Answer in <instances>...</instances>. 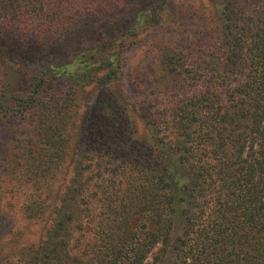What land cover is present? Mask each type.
<instances>
[{
	"label": "trees",
	"instance_id": "16d2710c",
	"mask_svg": "<svg viewBox=\"0 0 264 264\" xmlns=\"http://www.w3.org/2000/svg\"><path fill=\"white\" fill-rule=\"evenodd\" d=\"M168 1L0 0L7 170L35 190L28 215L50 222L0 264H264V0H207L200 32L166 29L154 92L133 112L108 88ZM64 83L107 92L81 145ZM62 168L73 177L45 188Z\"/></svg>",
	"mask_w": 264,
	"mask_h": 264
},
{
	"label": "rangeland",
	"instance_id": "374dc122",
	"mask_svg": "<svg viewBox=\"0 0 264 264\" xmlns=\"http://www.w3.org/2000/svg\"><path fill=\"white\" fill-rule=\"evenodd\" d=\"M190 9V10H188ZM210 6L207 0H169L162 14L163 29L148 28L142 31L134 40H130L120 51L119 62L122 73V81L114 87L108 88L116 94L120 91L124 97V107L133 112L138 110L137 105L151 93L154 92L156 81V53L157 43L160 38L167 35L166 29L176 30L179 33L200 32L202 30V12L209 11ZM60 52V51H59ZM60 92L56 93L61 103L71 105L70 111L73 122L68 125L67 133L71 136V143L77 140L76 130L79 129L76 143L81 145L86 137L87 128L92 117V107L99 98L104 97L107 92L101 87L70 88L67 83L57 86ZM69 108V110H70ZM52 122H48L51 125ZM15 125L10 119L0 129V255L5 257L11 254L18 255L30 244H35L42 239L50 222H45L39 217H30L26 206L30 204L31 193L35 190L23 181L14 178L7 170L9 163L13 162V143L11 138L15 137ZM137 127L141 126L137 123ZM26 129H29L26 127ZM28 136L30 135L29 132ZM130 145L132 142H129ZM143 152L146 146L140 147ZM147 151V150H146ZM76 158L77 150L69 154ZM118 161L114 164L119 165ZM113 164V165H114ZM62 168L56 179L47 189L53 191L59 183L64 185L73 177L72 171ZM17 180V181H16ZM63 183V182H62ZM44 189V188H42ZM89 189H96V181L89 184ZM39 192V191H38ZM34 200V199H33ZM36 200V198H35ZM151 258V257H150ZM146 264H150L151 259Z\"/></svg>",
	"mask_w": 264,
	"mask_h": 264
}]
</instances>
